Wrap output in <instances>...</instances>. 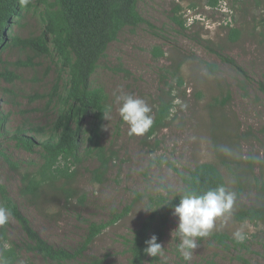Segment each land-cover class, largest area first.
<instances>
[{"label": "rangeland", "instance_id": "1", "mask_svg": "<svg viewBox=\"0 0 264 264\" xmlns=\"http://www.w3.org/2000/svg\"><path fill=\"white\" fill-rule=\"evenodd\" d=\"M207 1L139 0L138 11L150 26L143 24L125 31L109 46L93 81L105 91L112 105L102 142L113 145L118 161L101 185L92 183L87 173L94 162L78 167V189L84 200L81 204L74 201L75 209L49 208L42 212L20 196L21 173L37 157L16 149L10 135L18 128L26 129L28 124L43 127L54 118L43 102L29 103L26 97L47 92L58 71L46 59L34 60V68L10 67L21 79L13 87L18 94L15 103H0V114L7 116L0 136V186L33 229L54 248L74 253L84 241L89 223L108 224L70 264H128L125 241L147 216L144 209L149 198L166 195L167 190L180 191L183 184L179 173L186 174L201 163H212L222 174L227 189L235 193L234 160L245 159L248 154L264 158V91L259 85L264 87V0H218L214 8ZM177 7L181 8L179 14L174 11ZM180 15L186 21L184 31L172 21L173 16ZM11 27L12 35L20 38L38 35L42 29L33 7ZM231 28L240 31L238 40L232 43L227 35ZM154 48H159L163 56H155ZM220 55L232 59L248 79L243 80ZM17 59L24 60L23 52L17 48L7 50L1 57L8 63ZM181 60L184 85L177 89L169 71ZM205 63L217 65L216 74L206 69ZM166 83L175 88L173 94L180 95L168 126L150 138L130 136L128 125L119 116V105L113 103V93L123 90L144 99L152 108L161 90L167 88ZM226 87L230 99L222 107L219 100L225 96ZM4 88L10 85L0 80V98L7 100ZM254 172V178H258L259 170ZM262 204L264 197H258L253 186L245 187L236 197L233 210L241 205ZM115 216L119 218L114 222ZM176 226L177 218L171 215L160 243L163 255L149 256L144 264H264V224L236 222L232 215L227 222L219 218L211 233H225L235 240L233 233L242 229L246 239L221 245L211 236L198 238V247L188 261L177 250L178 241L172 239ZM28 246L19 224L9 216L0 225V264H5L2 250H13L18 257L16 264H51L29 251Z\"/></svg>", "mask_w": 264, "mask_h": 264}, {"label": "trees", "instance_id": "2", "mask_svg": "<svg viewBox=\"0 0 264 264\" xmlns=\"http://www.w3.org/2000/svg\"><path fill=\"white\" fill-rule=\"evenodd\" d=\"M138 2L139 0H0V80L10 85V88L3 89L7 100L0 98V103L8 100L15 103L18 98L13 87L21 76L10 67L34 68V60L46 59L58 71L47 92H34L26 97L29 103L43 102L44 109L52 112L54 118L43 127L28 124L26 129L18 128L10 135L16 149L37 157V161L30 163L21 173L19 193L42 212H47L49 208L68 210L74 201L79 204L83 202L84 194L78 189V167L83 163H95L87 173L90 181L99 185L107 181L110 171L116 166L117 150L112 144L106 145L102 142L105 125L102 112L109 105L108 96L101 87L94 84L93 79L101 62L106 58L109 46L123 32L133 31L143 24L150 26L140 15ZM217 4L218 0L207 1V5L212 8ZM32 7L39 16L42 26L40 33L27 38L13 36L11 26L18 24L24 18L25 12L28 13ZM180 10L177 7L174 11L179 14ZM172 21L180 30H186V21L181 15L173 16ZM239 34V30L229 29L227 35L230 43L238 40ZM13 48L23 52L24 60L17 59L14 63L2 61L3 53ZM154 54L163 56L159 48H154ZM220 58L232 66L243 80L248 79L246 72L232 59L221 55ZM183 61L175 62L169 71L177 89L184 85L180 75ZM205 67L212 74H216L218 69L217 65L211 63H205ZM165 85L167 88L161 90L153 102L154 123L144 134L145 138H150L157 131L166 128L172 120L175 102L180 95L173 94L175 88L172 84ZM259 85L264 91V87ZM224 94L219 100L222 107L230 99L227 87ZM217 102L218 99L215 98V103ZM6 119V115L0 114V136ZM234 163L237 165L234 169L236 172L232 173L237 184L235 196L239 198L245 187L253 186L257 196L264 197V158L248 154L245 159L234 160ZM10 165L18 167L12 162ZM255 169L259 170L258 178H254ZM179 177L183 184L180 191L167 190L166 195L149 198L147 208L157 209L148 211L139 228L125 241L129 253L128 264H144L149 259L144 249L147 247L145 241L152 235L157 237V243L162 242L172 208L179 203V196L185 189H192L200 194L221 185L227 188L222 174L212 163L198 164L186 174L179 173ZM169 200L172 201L168 203ZM0 201L1 207L10 210V217L16 220L26 236L28 250L51 264H70L108 226L89 223L84 241L76 252L70 253L45 242L1 186ZM128 211L129 207L124 213ZM231 215L236 222L264 224V204L241 205L232 210ZM121 216L122 214L119 217ZM119 217L115 216L114 222ZM209 236L221 245L227 241L236 243V240L225 233H211ZM1 258L5 264H16L18 261L13 250H2Z\"/></svg>", "mask_w": 264, "mask_h": 264}, {"label": "clouds", "instance_id": "3", "mask_svg": "<svg viewBox=\"0 0 264 264\" xmlns=\"http://www.w3.org/2000/svg\"><path fill=\"white\" fill-rule=\"evenodd\" d=\"M113 96V103L119 105L120 118L128 125V134L130 136L144 135L154 123L152 108L144 99L123 90H117ZM111 110L112 105H106L102 112L105 120L110 118ZM235 199V193L223 185L208 189L200 194L192 189H185L179 196V203L172 208V215L177 218V226L171 232V236L172 239L178 241L177 250L185 261L192 258L193 250L198 247V238H204L211 234L217 219L223 218L227 222V219L231 217ZM172 200H169L168 203ZM144 210L155 211L151 208ZM10 215L9 209L0 207V225L6 223ZM233 238L236 242L242 243L246 236L242 229H237L233 233ZM145 244L147 247L144 252L148 256L163 255L164 247L157 243L155 235L146 240Z\"/></svg>", "mask_w": 264, "mask_h": 264}]
</instances>
